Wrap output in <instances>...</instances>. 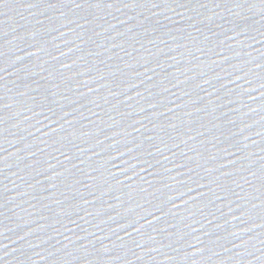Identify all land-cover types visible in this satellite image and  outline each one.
Returning <instances> with one entry per match:
<instances>
[{
  "label": "water",
  "instance_id": "1",
  "mask_svg": "<svg viewBox=\"0 0 264 264\" xmlns=\"http://www.w3.org/2000/svg\"><path fill=\"white\" fill-rule=\"evenodd\" d=\"M264 0H0V264H264Z\"/></svg>",
  "mask_w": 264,
  "mask_h": 264
},
{
  "label": "snow or ice",
  "instance_id": "2",
  "mask_svg": "<svg viewBox=\"0 0 264 264\" xmlns=\"http://www.w3.org/2000/svg\"><path fill=\"white\" fill-rule=\"evenodd\" d=\"M262 11H264V10H262Z\"/></svg>",
  "mask_w": 264,
  "mask_h": 264
}]
</instances>
